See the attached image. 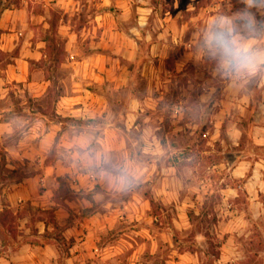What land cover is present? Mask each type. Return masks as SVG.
<instances>
[{"label":"crops","instance_id":"1","mask_svg":"<svg viewBox=\"0 0 264 264\" xmlns=\"http://www.w3.org/2000/svg\"><path fill=\"white\" fill-rule=\"evenodd\" d=\"M244 7L0 0V264H264V71L199 48Z\"/></svg>","mask_w":264,"mask_h":264},{"label":"clouds","instance_id":"2","mask_svg":"<svg viewBox=\"0 0 264 264\" xmlns=\"http://www.w3.org/2000/svg\"><path fill=\"white\" fill-rule=\"evenodd\" d=\"M199 48L217 62L225 77H250L264 71V0H245V7L234 15L217 13L204 28ZM118 178L132 180L123 169Z\"/></svg>","mask_w":264,"mask_h":264},{"label":"rangeland","instance_id":"3","mask_svg":"<svg viewBox=\"0 0 264 264\" xmlns=\"http://www.w3.org/2000/svg\"><path fill=\"white\" fill-rule=\"evenodd\" d=\"M218 160V159H217ZM215 205H210L209 207H206V214L203 217H190L191 223H192V227L188 228L184 231H207V229H210L212 227V225L216 222L214 216H208L207 212L211 211L213 209ZM208 208V209H207ZM49 221L52 222V219H50V216L48 217ZM14 219L12 217H8L7 219V225L9 227V229L15 231L14 227ZM248 229L249 231H264V218L260 219V220H252L249 221L248 224ZM55 231H59L58 227H55ZM259 240H260V235L258 236ZM263 249H264V237H263ZM169 255V250L166 249L163 252V258L164 259H168ZM126 256H127V252L121 253L119 258H120V263L119 264H127L126 261ZM152 257L151 256H146V257H142V259H140L139 263L145 264L147 261H149ZM162 258V259H163ZM263 259H264V255H263Z\"/></svg>","mask_w":264,"mask_h":264}]
</instances>
